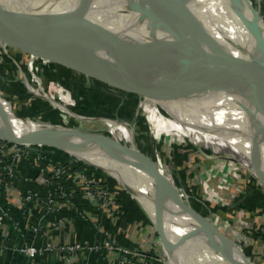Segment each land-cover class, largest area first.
Listing matches in <instances>:
<instances>
[{
  "label": "rangeland",
  "instance_id": "rangeland-1",
  "mask_svg": "<svg viewBox=\"0 0 264 264\" xmlns=\"http://www.w3.org/2000/svg\"><path fill=\"white\" fill-rule=\"evenodd\" d=\"M4 53L12 56L11 63L13 66L7 63L9 62L8 60H6L7 62L4 60ZM31 61L32 65H30ZM44 70L46 71L45 74L43 73ZM47 73L52 76V80L48 79ZM38 76L42 77V84H37L34 81ZM54 81L56 82L54 83ZM49 84L51 87H46ZM115 87L94 76L86 75L75 69L72 70L64 64L55 62L53 65L51 60L35 56L19 46L11 45L4 41L0 43V101L4 102L5 105L3 107L0 104V117L4 118L7 123L14 122L25 127L26 125H30L29 127H31L33 125L52 124L112 135L98 118L109 115L118 117L128 123H133L132 121L140 103L138 94L134 90L117 89ZM47 96L53 99L51 100ZM7 108L13 109L14 117L10 115L11 113L8 112ZM50 112L56 117V122L47 119ZM212 121L214 120L208 119V122L215 127ZM143 124L146 125L143 117L139 118L135 124L139 140L145 144L143 153L150 156L152 160H154V156H158L159 163L164 165L165 169L168 168L172 176L170 180L175 188L178 189L180 201H183L187 206H190L197 213L211 221L223 235L235 242L240 249L253 250L255 247L257 250L258 245L256 241L264 243L261 240L264 238V169L260 168V166H256V168L254 163L258 160L264 167V154L253 135L249 142H253L254 144L247 145L243 142L247 136L245 133L242 136L240 135L241 138L231 139L228 136L229 133L223 129L219 131L212 130L210 128L212 125L203 128L204 130H200L196 134L193 132V128L189 130V125L187 126V124L168 125V131H165L167 130L165 126H162L158 122H152V130L155 133V137L158 138V140L154 141L156 151L152 153L153 147L151 149V145L148 143L149 138L146 126L143 127ZM2 134L17 137L6 131L0 132V135ZM189 134L193 135L189 136ZM111 138L128 146L126 138L123 141L119 137L115 138L111 136ZM88 143L106 148L103 145L94 144V142ZM6 149H8L6 151V158H3L0 162V174H5V165L12 163L16 177L12 180V186L0 188L1 204L8 208L10 216H5L8 218L5 219L4 217V220L5 222L6 220H13V217L10 215V207L6 205L8 203L4 200L5 197H7L9 191L15 188L14 186L18 181L23 180L27 182V187L24 188L19 197L23 219L22 222L20 220L14 221V228L21 229L23 236L27 227L29 230L32 225H39V230L43 227L38 222L34 221L32 223L29 221L31 217L28 213L30 208L32 209L30 213L35 214L36 210L41 206L34 207L33 209L30 205L23 204L25 203L24 195L28 188L42 186L43 189L40 190L45 194L44 197L47 201H50L51 198L49 197L52 196L57 201L54 204L61 201L67 208L69 206L67 200L75 203L74 197L77 199L90 198L89 201L99 209L100 214L104 213L114 219L113 213L115 211L116 213H121L122 211L115 205L117 201H115V196L117 195H115L113 188L117 187L129 193L128 195H131L134 201L139 203L141 213L145 215V220L137 221L138 229L134 230L137 231V235L141 236V239L144 237L147 241L145 240L146 243L140 244L138 241L130 240V245L128 246L121 244L118 241V237L100 225L99 219H96L92 212H90L91 220L95 222L96 229L103 234L97 244L100 245L102 241L109 239L115 246L130 249L134 253V257L137 256L142 259L143 254L148 261L149 255L142 253L143 251L152 254L151 261L156 260L158 263L167 264V256L166 258L164 257L165 247L152 215H150L137 198L138 192L135 195L129 183L119 178L112 169L103 168L88 155L80 154L64 146L24 144L10 137L0 136V154L2 153L1 150L5 151ZM29 149L34 150L37 161L34 162V158H32L33 161L31 160L32 162L28 165L31 174L25 175V173L23 174L22 172L21 174L20 172L21 163L24 161L25 156L21 159L17 154L28 152L24 153L27 156L26 158H28V156L30 157L33 154ZM99 160L104 161L107 159L102 158ZM76 165L81 169L75 170L72 168ZM41 168L50 171V175H52L49 177L48 188L45 186L47 184L42 181L46 177L40 172L39 169ZM26 177L30 181L26 180ZM178 192L176 193L177 195ZM105 202L108 203V206H104ZM173 202L177 203L175 200ZM173 202L171 206H176L175 209H177V205H173ZM43 205L45 210H47L49 205ZM70 207L74 209L73 205ZM49 210L57 211L58 209L54 210V208H51ZM78 211L83 218H88V215H90V213L87 215V210L83 209V207L78 209ZM54 221L51 220L48 223V230L58 227L53 224ZM116 222L117 219L115 218L114 223ZM149 225H151V230L149 229ZM3 227L0 228V231L4 230ZM45 233L47 234V231H44L43 228L41 234L34 235L37 237L43 236L42 238L44 239L46 238ZM107 233L108 237L105 238ZM0 235V243L1 240H5L4 251L0 253L5 254L10 247L9 234ZM66 242L76 241H65L64 243ZM212 242L215 243L213 240ZM262 242L260 243L262 244ZM48 243H52L56 247V243L48 240L43 245H47ZM64 243L62 242V244ZM80 243L84 245L94 244V242L85 243L83 241H80ZM24 245L30 244L24 242L16 247V249L19 253L28 256L21 250ZM262 245L260 248L258 247L262 252L256 259H261L263 261L261 263L264 264V244ZM50 252H53V250H50ZM254 256L252 257L249 254L251 262L255 260Z\"/></svg>",
  "mask_w": 264,
  "mask_h": 264
},
{
  "label": "bare ground",
  "instance_id": "bare-ground-1",
  "mask_svg": "<svg viewBox=\"0 0 264 264\" xmlns=\"http://www.w3.org/2000/svg\"><path fill=\"white\" fill-rule=\"evenodd\" d=\"M178 2L183 9L192 13L189 21L194 32L197 33L200 30L199 26H201L203 33L209 34V39L226 48L228 52L235 54L237 57L250 60L264 59V27L262 26L259 31L250 25L255 17L250 5L258 4L264 12V0H238L235 2L231 0H178ZM80 5L86 9V17L94 21L97 28L103 29L115 41H119V38H121L129 45H145V42L140 38L143 33L139 32L137 16H130L126 19V17L117 13L122 5V3L118 5V1L91 0V3H86V0H21L20 3H16L14 0H0V13L5 18L17 22L22 30L26 28L28 33L38 34L39 43L80 47L81 43L84 40L86 41L84 39L86 35L90 33L86 27L78 23L83 21L79 10ZM27 7L29 8L27 9ZM58 29L68 32L71 36L68 39H59L56 35ZM160 34L163 33L160 32ZM96 46L104 47L105 45L97 43ZM251 48L253 51L250 50ZM93 59L102 64L123 66L121 59L107 54H101ZM52 62L55 64L54 61ZM142 67L148 77L156 80H173L182 70L181 65L171 68H153L144 65ZM132 69L134 70L135 67ZM43 73L45 74L46 71L44 70ZM49 78L52 80L51 75H49ZM42 80V77L38 76L34 81L37 84H42ZM46 87H51V85L49 84ZM139 90L140 103L133 123L109 115L99 117L98 120H101L112 135L119 137L122 141L126 138L129 147L139 154L141 161L147 155L143 153L145 144L139 140L137 128H135L137 120L141 117L146 121V125L143 124V127L146 126L148 143L151 145V149L153 147L152 153L156 151L154 141L158 140L152 130V122H158L165 126L167 129L165 131H168V125L187 124L189 130L193 128V132L197 134L200 130H204L203 128L212 125L208 122V119H213L212 123L215 124V127L213 125L212 127L209 126L212 130L219 131L223 129L229 133L228 136L231 139L241 138L240 135L242 136L245 133L247 136L243 142L247 145L254 144L249 142L253 135L264 154V123L261 114L257 113L259 99L255 96L253 100H249L247 91L243 89L228 91L214 87L196 97L165 101L149 93L143 87H140ZM0 104L3 107L5 106L2 101H0ZM7 109L11 113L10 115L13 116V109H11L12 111L9 108ZM6 119L8 120V118ZM0 124L2 125L0 132L6 131L4 125L11 124L15 130L14 136L17 137H25V134L33 133L37 128L43 126L33 125L29 127L30 125H26L25 127L14 122L7 123L2 117H0ZM9 133L13 135L11 132ZM192 135L189 134V136ZM88 142L99 144L93 140L75 135H59L58 140H55L52 144L88 155L103 168L112 169L119 178L129 183L135 195L138 192L137 198L152 215L155 223L157 213L160 214L161 221L165 225L167 239L172 245H175L165 248L166 255L164 256L168 258L165 257L167 264H231L233 263L232 257L241 263H250L230 244L229 248L233 250L228 249L226 251L218 238L211 235L199 219L193 217L190 211L182 209L178 203H174L169 193L159 191L156 180L140 160L125 155L113 146L102 148L90 145ZM103 155L105 156L103 157ZM154 157L152 162L171 183L173 191L177 193L178 189L170 180L172 176L168 168L165 169L164 165L159 163L158 156ZM102 158L107 160L100 161L99 159ZM144 161L148 162V159ZM254 166H260L264 169L258 160L254 163ZM172 202L173 205H177V209H175L176 206H171ZM212 240L218 245L213 243ZM233 251L236 252L235 256H233Z\"/></svg>",
  "mask_w": 264,
  "mask_h": 264
},
{
  "label": "water",
  "instance_id": "water-1",
  "mask_svg": "<svg viewBox=\"0 0 264 264\" xmlns=\"http://www.w3.org/2000/svg\"><path fill=\"white\" fill-rule=\"evenodd\" d=\"M14 1L20 3L21 0ZM115 1H118V5L122 3L117 11L121 16L126 17V19L130 16H137L139 32L143 33L140 38L145 42V45H129L121 38L118 39L119 41H115L103 29L97 28L94 21L86 17L87 11L81 5L79 10L83 21L78 23L86 27L90 33L86 35L84 38L86 41L84 40L80 47L39 43L38 34L32 35L27 32L26 28L22 30L17 22L5 18L1 13L0 40L19 46L35 56L64 64L86 75L99 78L110 85L116 86V88L134 90L139 94L140 87H143L149 93L165 101L196 97L214 87L228 91L243 89L248 92L249 100H253L255 96L259 99L257 113L261 114L264 123V59L250 60L237 57L235 54L228 52L226 48L209 39V34H204L201 26H199L200 30L197 33L194 32L189 21L192 13L183 9L178 0H113V2ZM86 3H91V0H86ZM250 6L255 13L250 25L260 31L261 27H264V12L258 4L257 6ZM56 31L57 37L61 40L68 39L71 36L64 30L58 29ZM160 32L163 34H160ZM97 43L105 46L98 47L96 46ZM250 50L253 51L252 48ZM101 54L121 59L123 66L117 67L111 64L96 63L93 58ZM177 64L182 66V70L173 80L151 79L145 74L142 67L144 65L153 68H171L177 66ZM133 67H135L134 70ZM1 126L0 124V129ZM3 127L6 132L15 135V130L11 124H6ZM59 135H75L93 140L103 146H113L125 155L142 160L139 154L131 149L129 145H123L108 134L72 127L66 128L59 125L43 124L42 128H37L33 133L25 134L23 138L3 134L0 136L10 137L24 144L56 146L52 143L58 140ZM146 159H148V162L144 161ZM144 160L141 162L146 165L147 170L156 180L157 189L169 193L171 198L181 207L190 211L193 217L199 219L211 235L218 238L226 251L231 249L229 248L231 240L227 236L223 235L211 221L187 206L183 201H180L178 195L173 191V186L162 175L160 169L154 165L152 159L146 155ZM126 188L129 190L128 187ZM161 220L162 217L157 213V231L164 247L175 246L167 239L164 231L165 225ZM142 253L152 255L143 251ZM235 253L233 251V256H235ZM232 260L235 264H253L249 260L250 263H241L233 257Z\"/></svg>",
  "mask_w": 264,
  "mask_h": 264
},
{
  "label": "crops",
  "instance_id": "crops-1",
  "mask_svg": "<svg viewBox=\"0 0 264 264\" xmlns=\"http://www.w3.org/2000/svg\"><path fill=\"white\" fill-rule=\"evenodd\" d=\"M2 40H0V43ZM5 54V61L8 60L11 63L12 56ZM52 62V61H51ZM54 65V63L52 62ZM13 66V65H12ZM70 68V67H69ZM72 69V68H70ZM74 70V69H72ZM116 88V87H115ZM118 89V88H117ZM44 101L48 102L47 100L43 99ZM49 103V102H48ZM2 114V112H1ZM95 132V131H94ZM111 135V134H108ZM112 137L114 135H111ZM116 138V136H114ZM33 153L30 157L24 158V161L21 163L20 172L22 174L25 173V175H30L31 171L28 168V165L30 162L33 161L32 158L35 156L34 150H31ZM56 156V155H55ZM32 160V161H31ZM75 170H80L81 168L77 165L72 167ZM80 168V169H79ZM27 182L20 180L15 184V188L9 191L7 197H5L4 200L10 207V215L13 217V220H6L4 224V230L0 231V234L5 235L9 234L10 238V247L9 250L6 251L5 254L0 253V264H67L64 262V260L61 258L58 251L54 250L53 252L50 251H44L42 255H39L36 258H30L29 256L23 255L19 253L16 249V247L20 246L22 243L27 242L28 244H34L37 246H41L45 243L46 240L52 241L53 243H56L57 245L59 243L65 242V241H76L80 242L83 241L85 243H93L98 240H101L103 234H101L95 227V222L91 220V213L93 216L98 218L99 221L105 229H107L110 233L118 237V241L128 246L130 245V240L138 241L140 244L146 243L144 237L141 239L140 235H137V231L134 229H138V222L140 220H145L144 213H141L140 205L139 203H136L131 195H128L129 193H126V191H123V189H118L115 187L117 191H115V201H120L115 203L116 207L121 209V213H113L114 219L111 218L109 215H105L104 213H99V209L93 205L89 199L86 198H76L74 197L73 200L75 203L73 204V208H63L59 211L57 215H54L52 217H49L48 215L44 214L43 209L38 208L36 210V213L32 216V218H29V221L34 223V221L37 223H40L43 225L44 231H47L46 238H42L43 236H35L34 232L30 231L27 227L25 229V235L23 236V233H21V229L18 230L14 228L15 224L14 221L20 220L22 222L23 219V213L22 209L20 207V199L21 192L24 191V188L27 187ZM2 198V197H1ZM1 200V199H0ZM78 207V208H77ZM85 208L90 215H88V218H83L78 211V209ZM112 209V207H110ZM128 211V212H127ZM116 214V215H115ZM56 217V219L54 218ZM60 218L61 223V229L54 228L51 230H48V223L51 220H57ZM115 218L117 219V222L114 223ZM93 219V218H92ZM28 221V222H29ZM124 222V225L122 224ZM133 224V225H132ZM143 225V224H142ZM58 226L60 227V224L58 223ZM137 226V227H135ZM151 225H149V229ZM142 227V226H141ZM147 227V226H144ZM8 231V233H7ZM5 233V234H4ZM1 236V235H0ZM48 238V239H47ZM261 240L264 241V238ZM147 241V240H146ZM262 241H256L257 250L249 249L245 250L244 248L239 249V246L235 244V242L230 241L229 244L247 261L250 259L249 254L254 256L255 260L252 262L253 264H262L263 262L261 259L257 260V256L259 257V254L262 252L258 247L260 248L264 244L260 243ZM261 244V245H259ZM255 245V244H254ZM253 253V254H252ZM164 255H166V249L164 248ZM79 261H88L90 264H115L113 257L114 255L109 253L108 251H102V252H91V251H82L77 254ZM149 260L147 264H161L158 263V261L153 260L151 261V255L148 256ZM166 257V256H165ZM168 259V258H167ZM250 261V260H249ZM248 261V262H249ZM251 262V261H250Z\"/></svg>",
  "mask_w": 264,
  "mask_h": 264
},
{
  "label": "built area",
  "instance_id": "built-area-1",
  "mask_svg": "<svg viewBox=\"0 0 264 264\" xmlns=\"http://www.w3.org/2000/svg\"><path fill=\"white\" fill-rule=\"evenodd\" d=\"M14 63L17 64L16 61H14ZM30 65H32V61L30 62ZM19 66V65H18ZM20 67V66H19ZM4 146V145H3ZM27 149V147H25ZM8 149L1 150V154H0V162L2 161L3 158H6V151ZM30 150V149H29ZM31 152V150H30ZM24 153H28V152H24ZM24 153H20L17 154V156L21 157V159L25 156V158L27 157L26 155H24ZM29 157V156H28ZM39 158V157H38ZM37 161V157L34 156V162ZM1 166V164H0ZM6 169L4 171L5 174H0V188H6V187H10L12 186L13 182L12 180L16 177V175H14V168L12 163H10L9 165H5ZM40 172L42 173V175L44 177H46L45 180H42L44 183H46L47 188L49 186L48 182H49V177L52 176L50 175V171L46 170L45 168H41L39 169ZM1 173V170H0ZM17 174V173H16ZM26 180H29L28 177H26ZM30 181V180H29ZM40 189H43V187L41 186H37V188H28L26 191V194L24 195V201L26 205H30L33 209L34 207H38L41 206V209H44L45 211V215H48L49 217H52L54 215H57L59 213L60 208H64L65 205L63 203H61V201H59L57 204H54V202H57L56 199L52 198V196H50L49 198L50 201H47V199L44 197L45 194H43L41 192ZM94 199V197H92ZM36 202V203H35ZM51 202V203H49ZM35 203V204H34ZM49 203V204H48ZM67 203L69 206H72L73 203L71 200H67ZM40 204V205H38ZM42 204V205H41ZM43 204H47L48 209L45 210V207ZM102 204V203H101ZM68 206V208H69ZM104 206H108V203L105 202ZM53 209L57 211H50L49 209ZM32 209L30 208L29 210V215L32 217L34 215V213H30ZM5 216H9L8 213V208L4 205L1 204V200H0V228L3 227V225L5 224V220L4 217ZM8 217H5L8 218ZM56 219V217H54ZM58 222L54 221V225L58 226V223L60 224V227L58 226L57 228L61 229V221L60 218L57 220ZM50 226V224H49ZM33 228V229H32ZM39 225H32L30 230L32 232H34V234H41V230H39ZM5 234V233H4ZM108 237V233L107 235H105V238ZM110 237V234H109ZM104 240V239H103ZM5 240H1L0 243V252H3L5 248ZM64 243V242H63ZM97 242H94V244H88V245H84L81 244L80 242H66L64 244H56V247L52 245V243H48L47 245H42V246H37L34 244H30V245H24L23 248L21 249L22 252H24L25 254H27L30 258H36L39 255H41L45 250L46 251H50V250H56L58 251V253L60 254L61 258L64 260V262H66L67 264H90L88 261H79L78 260V256L77 254H79V252L82 251H95V252H102V251H109L111 254L114 255L113 260L115 264H147V258L145 255L142 254V259L138 258L137 256L134 257V253L130 250V249H125L124 247L121 246H115L112 241H110L109 239H105L104 241H102L99 244H97ZM119 256V257H117ZM158 257V255H156ZM165 257V256H164ZM163 257V258H164Z\"/></svg>",
  "mask_w": 264,
  "mask_h": 264
},
{
  "label": "trees",
  "instance_id": "trees-1",
  "mask_svg": "<svg viewBox=\"0 0 264 264\" xmlns=\"http://www.w3.org/2000/svg\"><path fill=\"white\" fill-rule=\"evenodd\" d=\"M47 74H48V76H49V73H47ZM57 74H58V73H57ZM49 114H50V115H49ZM49 114H48L49 117H47V119H49V121H55V122H56L57 120H56V117L54 116V114L51 113V112H50ZM115 189H116V188L114 187L113 190H115ZM115 191H117V190H115ZM122 224L124 225V222H123Z\"/></svg>",
  "mask_w": 264,
  "mask_h": 264
}]
</instances>
